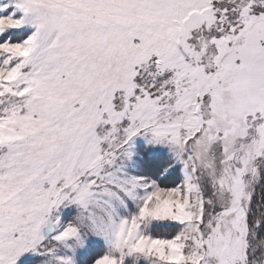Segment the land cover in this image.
<instances>
[{"label":"snow or ice","instance_id":"1","mask_svg":"<svg viewBox=\"0 0 264 264\" xmlns=\"http://www.w3.org/2000/svg\"><path fill=\"white\" fill-rule=\"evenodd\" d=\"M0 264H264V0H0Z\"/></svg>","mask_w":264,"mask_h":264}]
</instances>
